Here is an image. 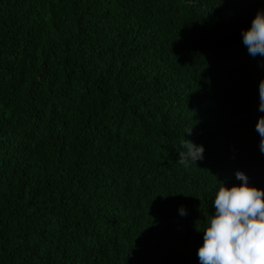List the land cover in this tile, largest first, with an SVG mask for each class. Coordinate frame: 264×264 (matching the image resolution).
Wrapping results in <instances>:
<instances>
[{
    "label": "trees",
    "instance_id": "trees-1",
    "mask_svg": "<svg viewBox=\"0 0 264 264\" xmlns=\"http://www.w3.org/2000/svg\"><path fill=\"white\" fill-rule=\"evenodd\" d=\"M261 9L0 0V264H200L218 187L264 188Z\"/></svg>",
    "mask_w": 264,
    "mask_h": 264
},
{
    "label": "clouds",
    "instance_id": "clouds-1",
    "mask_svg": "<svg viewBox=\"0 0 264 264\" xmlns=\"http://www.w3.org/2000/svg\"><path fill=\"white\" fill-rule=\"evenodd\" d=\"M242 42L252 57H264V9L258 10L250 27L242 31ZM259 111L264 112V79L259 83ZM192 127L185 133L190 134ZM260 151L264 153V116L256 125ZM178 162L187 166L203 159L204 146L187 138L181 141ZM242 181L229 187L223 182L216 191L212 207L202 229L203 243L197 251L200 264H264V188L249 183L243 171ZM180 215H186L181 206Z\"/></svg>",
    "mask_w": 264,
    "mask_h": 264
}]
</instances>
